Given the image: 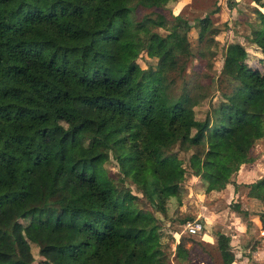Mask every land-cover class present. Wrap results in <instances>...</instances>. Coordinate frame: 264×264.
Instances as JSON below:
<instances>
[{
    "label": "trees",
    "instance_id": "16d2710c",
    "mask_svg": "<svg viewBox=\"0 0 264 264\" xmlns=\"http://www.w3.org/2000/svg\"><path fill=\"white\" fill-rule=\"evenodd\" d=\"M185 4L0 0V264L33 262L17 256V227L37 246L36 264H167L173 243L175 258L191 259L181 236L163 239L157 213L175 198L181 215L190 176L204 193L240 184L236 175L256 160L251 150L264 136V72L241 42L212 48L218 5L190 22ZM256 4L248 42L263 59L264 1ZM138 8L165 12L137 16ZM141 54L153 63L141 65ZM215 58L216 99L199 118L203 72L192 65L199 59L212 71ZM138 179L150 208L128 185ZM241 184L262 201L255 224L264 230V174ZM244 230L251 253L255 238ZM230 240L215 234L222 264L244 254Z\"/></svg>",
    "mask_w": 264,
    "mask_h": 264
},
{
    "label": "rangeland",
    "instance_id": "374dc122",
    "mask_svg": "<svg viewBox=\"0 0 264 264\" xmlns=\"http://www.w3.org/2000/svg\"><path fill=\"white\" fill-rule=\"evenodd\" d=\"M179 1V0H178ZM186 2L185 9L183 10L184 16L190 22L193 20V15L202 16L210 8L218 5L219 10L216 14L211 15V18L216 22L217 30L214 34L215 41L212 42V48L215 50L223 51L225 45L230 41L241 42L248 49V63L264 72V58L259 50L250 47L248 40L252 37L253 30L258 26V19L253 13L257 0H180ZM264 1V0H259ZM168 5V4H167ZM162 11L160 8H148L136 10V15L140 16L143 12ZM162 34L165 30L158 29ZM192 49L195 51V37L192 34ZM141 65H146L147 62H152L153 59L147 58L144 54L139 55L137 59ZM214 65V70L208 71L202 61L194 59L192 67L201 74V82L204 83L201 91L205 93V99L195 106L196 116L201 118L207 105L211 99L214 98L216 93L215 82L210 81V77L218 74L221 68V60H217ZM193 69V70H194ZM192 70V69H190ZM201 70V71H200ZM216 78V77H215ZM217 94V93H216ZM263 135V133H261ZM184 158L185 164L187 160V153L183 151L178 152ZM251 155L255 157V161L248 165L241 173L235 178L238 186H226L222 191H213L211 193H204L200 189H195V177L190 176L189 182L184 183L181 188V204L178 211L175 213L177 201L171 198L168 201V212L164 216L157 213L159 221L161 222V231L163 239L167 238L170 241L172 235L175 238L182 237L184 240V247L190 251L191 259L179 260L174 257L173 245H168V263L167 264H222L220 255L215 247V234L217 231L225 232L231 236L230 244L235 250L244 251L242 257L237 259L238 264H264V230H260L257 226L256 216L263 210L262 201L246 195V189L241 183L251 182L264 174V136L257 139L252 147ZM263 157V158H261ZM104 166L109 173L117 176V167L112 160L105 162ZM129 187L132 192L139 196L136 200L137 205H142L150 208V204L143 198V180L138 179L135 183L129 182ZM236 187V188H235ZM236 194L238 196H236ZM238 203L241 211H234L229 203ZM244 204H243V203ZM245 212V214H243ZM191 217L199 219L203 224L205 236L202 233L189 234L182 223L183 217ZM247 227L248 234L253 235L255 239L250 244V248L255 251L249 252V247H246L242 234ZM16 235L17 256L25 261L33 262L36 264L39 256L37 254V246L34 243H29L23 236L19 227L13 230ZM260 235V237H259ZM203 237V238H202ZM208 241V240H210ZM259 241V242H255ZM248 253V254H246ZM5 259L0 258V263Z\"/></svg>",
    "mask_w": 264,
    "mask_h": 264
},
{
    "label": "built area",
    "instance_id": "2783aa9c",
    "mask_svg": "<svg viewBox=\"0 0 264 264\" xmlns=\"http://www.w3.org/2000/svg\"><path fill=\"white\" fill-rule=\"evenodd\" d=\"M184 226L188 233L193 234L199 232L202 229L203 224L199 219H193L192 221L186 222Z\"/></svg>",
    "mask_w": 264,
    "mask_h": 264
},
{
    "label": "crops",
    "instance_id": "0c3cea01",
    "mask_svg": "<svg viewBox=\"0 0 264 264\" xmlns=\"http://www.w3.org/2000/svg\"><path fill=\"white\" fill-rule=\"evenodd\" d=\"M187 2V1H186ZM245 168H242L238 173H237V175H236V177L241 173V171H243ZM233 184H231V183H229V184H227L226 186H231L232 187V190H233V186H232ZM226 186H225V188H226ZM225 188H223L222 190H224ZM222 190H219V191H222ZM236 196H238L237 194H236ZM243 203V202H242ZM244 204V203H243ZM260 230H263V229H260Z\"/></svg>",
    "mask_w": 264,
    "mask_h": 264
}]
</instances>
